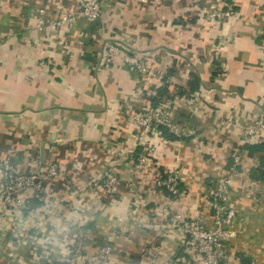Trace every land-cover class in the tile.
Listing matches in <instances>:
<instances>
[{"label":"crops","instance_id":"obj_1","mask_svg":"<svg viewBox=\"0 0 264 264\" xmlns=\"http://www.w3.org/2000/svg\"><path fill=\"white\" fill-rule=\"evenodd\" d=\"M82 2L0 0V160L24 173L58 171L42 182L46 194L0 222V264H68L47 249L61 251L77 234L90 264L102 245L112 247L106 264H198L163 227L164 210L209 227V193L237 150L224 264H264V0H234L223 20L210 16L213 0H104L96 20L76 15ZM133 54L146 73L127 64ZM162 105L173 129L147 137L156 152L137 169L143 143L132 116ZM170 170L176 202L154 184ZM113 174L108 197L86 190ZM68 181L81 190L74 210L64 207Z\"/></svg>","mask_w":264,"mask_h":264},{"label":"built area","instance_id":"obj_2","mask_svg":"<svg viewBox=\"0 0 264 264\" xmlns=\"http://www.w3.org/2000/svg\"><path fill=\"white\" fill-rule=\"evenodd\" d=\"M104 0H83L81 8L77 11V16H81L86 20H96L100 16V4ZM234 0H213L211 17H218L223 20L234 14L232 11ZM221 4L226 5L224 10L219 7ZM38 13H43V9H39ZM73 17H69L70 21ZM67 20V18H63ZM41 24V21H38ZM116 47L113 45L106 46V52L115 55ZM129 64L135 70L141 73H146V68L141 59L133 54L127 58ZM264 105V96L262 98ZM263 113V107H262ZM132 121L136 124L139 132L140 141L143 143V149L135 155V168H142L153 161L156 148L154 144L146 141L147 137L159 138L162 135V128H170L169 114L167 108L162 105L157 108H150L147 113L134 114ZM262 124L261 114L255 116L253 123L242 131L239 145L244 146L250 137L255 134L256 128ZM240 151H234L231 155V166L223 175L215 182L208 196V212L210 217L209 227L205 224L203 218L199 215H183L179 212L171 211L170 208L164 210L167 216L163 227L169 230H175L183 238V248L185 253L194 257L198 264H224V243L226 240L234 236L232 224L235 218V209L228 202V191L234 178L238 175L235 167L239 163ZM58 174L56 166L53 164L43 166L39 175L24 173L19 171L15 166L0 160V222L6 221L5 207L16 197L17 202L21 203L20 209L26 210L25 203L32 198L44 195L42 182L50 179ZM155 187L165 190L168 197V202H176L178 200V177L173 171L163 172L162 176H158L154 182ZM117 180L116 176L108 175L101 183L91 181L86 190H98L100 188L101 195L108 197L116 191ZM80 187L74 186L70 181L65 183L66 198L64 207L69 210H74L73 199L79 193ZM16 209L12 207V216L16 214ZM12 229L19 235L23 232V228L18 222H14ZM114 238L117 235L113 236ZM85 238L81 234H77L75 238L68 243L61 251L47 249V255L51 258L62 257V260L68 264H90L84 260L83 246ZM112 247L110 245H102L95 251V264H106L107 258L110 255ZM146 257L154 259L158 255L157 249L145 248L142 252Z\"/></svg>","mask_w":264,"mask_h":264},{"label":"rangeland","instance_id":"obj_3","mask_svg":"<svg viewBox=\"0 0 264 264\" xmlns=\"http://www.w3.org/2000/svg\"><path fill=\"white\" fill-rule=\"evenodd\" d=\"M128 62V61H127ZM130 67H132L131 64H129V62L127 63ZM133 68V67H132ZM135 70V69H134ZM21 203L17 202L16 197H14V201L11 200V202L5 207L4 210H6V219H8V217L12 216V207L16 209V214H18V210H22L20 209ZM16 214H15V218H16ZM16 220V219H15ZM17 223V222H16Z\"/></svg>","mask_w":264,"mask_h":264},{"label":"trees","instance_id":"obj_4","mask_svg":"<svg viewBox=\"0 0 264 264\" xmlns=\"http://www.w3.org/2000/svg\"><path fill=\"white\" fill-rule=\"evenodd\" d=\"M163 129H164V128H162V127H161V132H162V135H163ZM248 148H249V147H248ZM253 148H254V147H252V148H249V149L251 150V149H253ZM255 148H257V147H255Z\"/></svg>","mask_w":264,"mask_h":264}]
</instances>
